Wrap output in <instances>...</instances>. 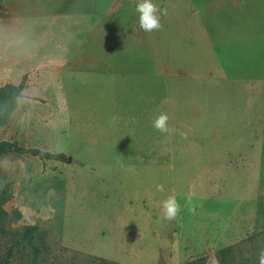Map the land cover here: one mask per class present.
Here are the masks:
<instances>
[{"label": "rangeland", "instance_id": "obj_1", "mask_svg": "<svg viewBox=\"0 0 264 264\" xmlns=\"http://www.w3.org/2000/svg\"><path fill=\"white\" fill-rule=\"evenodd\" d=\"M186 2L152 34L138 0H0V86H23L0 126L21 149L0 157V264H258L264 0Z\"/></svg>", "mask_w": 264, "mask_h": 264}, {"label": "clouds", "instance_id": "obj_2", "mask_svg": "<svg viewBox=\"0 0 264 264\" xmlns=\"http://www.w3.org/2000/svg\"><path fill=\"white\" fill-rule=\"evenodd\" d=\"M134 11L138 15L139 27L145 33L162 29L160 9L152 0H138ZM168 121V114L162 112L152 121V127L161 134H169L173 129L169 127ZM159 190L163 191V186H159ZM181 211V205L174 194L161 201V212L164 220L172 221L176 219ZM194 211V207L189 208V212L194 213ZM257 260L258 264H264V250L258 253Z\"/></svg>", "mask_w": 264, "mask_h": 264}, {"label": "trees", "instance_id": "obj_3", "mask_svg": "<svg viewBox=\"0 0 264 264\" xmlns=\"http://www.w3.org/2000/svg\"><path fill=\"white\" fill-rule=\"evenodd\" d=\"M23 86L13 85V84H4L0 86V126H4L8 123L12 112L16 109L17 101L21 98ZM13 144L1 141L0 142V157L11 152V151H21V149L13 148ZM25 153H28L32 156H36L39 159L46 160H64L65 157L60 153H49L45 151H40L38 149H26L23 150ZM3 202V201H1ZM37 230L36 226H26L23 228L22 237L24 239H29L33 232ZM4 263L7 264V260H4Z\"/></svg>", "mask_w": 264, "mask_h": 264}, {"label": "crops", "instance_id": "obj_4", "mask_svg": "<svg viewBox=\"0 0 264 264\" xmlns=\"http://www.w3.org/2000/svg\"><path fill=\"white\" fill-rule=\"evenodd\" d=\"M137 1V0H136ZM135 0H130V2L133 3V6L136 2ZM180 1H183V0H152V2L154 4H156L159 9H165V10H168V9H172V7L174 8L175 5H177ZM246 0H187L186 3H190L192 5V8L195 9V11L199 10V9H204V10H207L208 8H212V7H215V9H218V10H223L225 9L226 10V13H223V14H220L219 11H213L214 14L217 16V17H221V16H228V6H237L239 4H242L244 3ZM121 5H123L121 3ZM121 5L118 6L121 8ZM196 5H199L198 7ZM179 8V6L177 7ZM164 11V10H162ZM227 14V15H226ZM179 16V15H178ZM183 16H185V14H183L181 17H177V20L178 22H180V24H182L184 21L183 19ZM183 19V20H181ZM160 20L162 22H167V25H170V21L167 20L166 17L161 16V13H160ZM199 19H191L190 21H192V24L191 25H196L197 21ZM215 24H221V23H216L214 22L213 25ZM193 27V26H192ZM206 28H204L205 30ZM153 34V32H152ZM56 71L58 72L59 70L56 69Z\"/></svg>", "mask_w": 264, "mask_h": 264}]
</instances>
